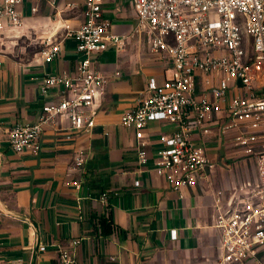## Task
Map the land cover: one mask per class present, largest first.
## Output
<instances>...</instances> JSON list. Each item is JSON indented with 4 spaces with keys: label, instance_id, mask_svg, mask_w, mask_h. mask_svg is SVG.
<instances>
[{
    "label": "crops",
    "instance_id": "obj_1",
    "mask_svg": "<svg viewBox=\"0 0 264 264\" xmlns=\"http://www.w3.org/2000/svg\"><path fill=\"white\" fill-rule=\"evenodd\" d=\"M32 6L35 13L30 12ZM101 9L108 30L126 36L120 51L137 55L132 66L139 63L143 76L135 77L136 71L127 67L121 71L128 64L121 65L118 58L104 63L97 62L99 53L93 56L106 78L94 126L67 138L69 121L62 116L57 124L45 126L37 154L15 153L8 131L16 123L34 121L43 103L55 98L54 91L39 93L44 74L76 68L78 54L71 38H64L52 60L41 58L40 51L47 38L52 43L62 38V24L75 27L82 21L83 0H23L22 24L0 32V264H55L58 248L71 247L73 240H78L71 248L75 264H152L156 259L171 264L172 258L177 264H213L219 232L213 225L212 191L204 182L173 190L163 177L139 166L132 132L119 122L154 74L148 68L153 62H145L150 53L131 35L136 21L132 1L102 0ZM19 38L27 42L20 44ZM169 129L163 122L148 123L152 149L157 134ZM211 141L209 155L216 162L213 190L227 196L236 185L230 178L240 173L220 164L231 160ZM79 152L84 160L75 167ZM102 214L110 218L107 234L97 225ZM170 229H175L174 239Z\"/></svg>",
    "mask_w": 264,
    "mask_h": 264
},
{
    "label": "built area",
    "instance_id": "obj_2",
    "mask_svg": "<svg viewBox=\"0 0 264 264\" xmlns=\"http://www.w3.org/2000/svg\"><path fill=\"white\" fill-rule=\"evenodd\" d=\"M131 1L136 20L131 35L161 59V78L148 76L135 104L119 118L132 132L137 164L163 177L173 190L204 182L212 191L213 225L219 232L213 264H264V0ZM101 2L83 0L82 21L75 27L62 24L59 41L46 39L41 58L52 60L64 38H71L77 65L42 76L39 93L54 91L55 98L43 103L34 121L10 127L8 144L15 153L37 154L45 126L62 116L69 121L67 138L94 126L106 78L93 56L108 47L122 50L126 39L108 30ZM22 4L0 0V32L22 24ZM153 121L171 126L157 134L154 149L146 131ZM210 139L225 159L253 163L254 179L238 182L227 196L213 190L216 162L209 155ZM83 160L79 152L74 166ZM105 199L101 194L102 204ZM169 235L174 239L175 229ZM77 243L58 248L55 264H75L71 248Z\"/></svg>",
    "mask_w": 264,
    "mask_h": 264
},
{
    "label": "rangeland",
    "instance_id": "obj_3",
    "mask_svg": "<svg viewBox=\"0 0 264 264\" xmlns=\"http://www.w3.org/2000/svg\"><path fill=\"white\" fill-rule=\"evenodd\" d=\"M17 42H19L20 44H25L27 41L24 39V38H19L17 40ZM143 45L145 46V51L148 53L149 50L147 48V45H146V42L142 41ZM150 53V52H149ZM151 56V54H150ZM150 56H148L146 58L147 61L145 62H153V64L151 66H148V68L150 69V72H153L154 76L156 79H160L161 76H160V71H161V66L160 64L158 63V61H161V59H157V57H151L153 59L150 58ZM96 58L97 59V62H101V60H103L104 63H116L117 62V58H118V63H120L121 65L123 64L122 62H127L128 65H125V67L122 65L121 68V71L122 69L125 70V68L127 67L130 71L134 70L136 71L135 73V77L137 78H140L141 76H143V72L140 70V64L135 62L134 65L132 66V62L131 60L132 59H136L137 60V55L133 56V55H130V51H125L123 50L122 52L121 51H116L114 48H109L107 50H105L104 52H101L99 53L98 55H96ZM221 165H224V167H227V165L229 164V166L232 167V169L236 172V174L240 173V177L238 176H234L232 175V177L230 176L231 175V172L229 173L228 177L230 176V180H229V183H233L234 182L235 184H237L238 182L242 181V180H253L254 179V176H255V170H254V167H253V164L249 161H247L246 158H239V159H236L234 161H229L227 164L225 163H222L220 162ZM234 186V185H232ZM231 186V188H232ZM230 188V187H229ZM228 188V189H229ZM159 263L161 264V260L158 261V259L154 260L152 262V264H156V263ZM179 262V260L177 258H172L171 259V264H177Z\"/></svg>",
    "mask_w": 264,
    "mask_h": 264
},
{
    "label": "trees",
    "instance_id": "obj_4",
    "mask_svg": "<svg viewBox=\"0 0 264 264\" xmlns=\"http://www.w3.org/2000/svg\"><path fill=\"white\" fill-rule=\"evenodd\" d=\"M97 225L102 234L109 233V227H110V218L109 216H105L104 214L99 215L97 217Z\"/></svg>",
    "mask_w": 264,
    "mask_h": 264
}]
</instances>
